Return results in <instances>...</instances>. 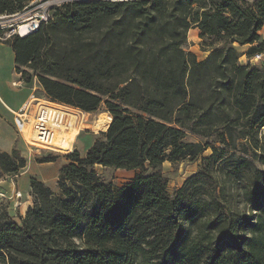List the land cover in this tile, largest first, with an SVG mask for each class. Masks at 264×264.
<instances>
[{
	"label": "trees",
	"instance_id": "trees-1",
	"mask_svg": "<svg viewBox=\"0 0 264 264\" xmlns=\"http://www.w3.org/2000/svg\"><path fill=\"white\" fill-rule=\"evenodd\" d=\"M32 1L0 0V15ZM263 26L264 0H69L4 39L24 82L84 112L105 103L112 121L66 154L58 191L30 179L20 223L0 213V264H264V60L234 46L263 52ZM193 27L203 59L185 47ZM199 158L171 193L163 163ZM26 165L0 151V176ZM98 165L137 173L118 185Z\"/></svg>",
	"mask_w": 264,
	"mask_h": 264
},
{
	"label": "rangeland",
	"instance_id": "rangeland-1",
	"mask_svg": "<svg viewBox=\"0 0 264 264\" xmlns=\"http://www.w3.org/2000/svg\"><path fill=\"white\" fill-rule=\"evenodd\" d=\"M50 5H55L61 2H68L69 0H43ZM12 17H3L0 18V26L4 24H9ZM10 28L0 29V35L3 36V32L9 31ZM1 42H5L4 39L0 38ZM210 38L206 37L205 39L194 37L193 34L188 32V41L186 44V49L193 51L197 54L199 59H203L207 55V50L210 48ZM5 48H0V91L3 93V84L10 87V92L16 90V87L13 86L12 81L16 79L14 66V53L11 50L10 46L6 45ZM234 46L238 48L242 55L239 58V61L242 63H248L247 59V46H244V50H241L242 46L238 43H235ZM209 53V52H208ZM261 61H252L249 62L254 65H261ZM21 75V74H20ZM28 84L35 93L37 99H40L39 102H47L50 100L43 91L36 77ZM37 85V86H36ZM37 105V104H36ZM69 106V105H68ZM37 106H34V109ZM70 111V126L67 130L61 131L63 135L72 137L73 132L78 130L76 137L73 139L72 150L69 152L78 149L81 154H85L89 146L97 138H101L102 131L106 129L96 128L97 123L101 120H106L108 115H111L107 110L105 103H102L101 106L93 112H84L78 108L70 106L68 109ZM106 117V118H105ZM98 121V122H97ZM112 121V120H111ZM111 123V122H110ZM110 125V124H109ZM31 127V126H30ZM16 129L17 127L14 126ZM64 132V133H63ZM16 139L13 143V148L17 149L19 154L26 158L27 165L21 170L19 174L8 175L2 174L0 176V187L3 191L7 192L8 198L0 197V213L7 212L11 216L10 218L17 223L21 222V218L26 215L27 209L33 204L34 196L30 189V179L35 177L42 180L45 184L50 186L53 190L58 191V175L61 167L68 162L66 154L68 151H64L60 146L59 149H48L40 147L35 143L28 142L25 133H21L18 129L16 130ZM188 141H199L205 139L190 134L186 138ZM239 148L237 150L238 154H244ZM212 150L209 148L205 151L204 155L209 156ZM57 155L58 159L55 161L41 162L46 158ZM202 159L199 158L195 161L192 160H179L176 162H171L166 160L162 166V172L168 180V188L171 193L178 188H180L185 180L192 174L196 173L201 167ZM96 170L101 178L105 181H112L115 184L122 185L130 181L135 174L136 170H127V169H116L113 167H104L96 166ZM22 191L23 196L19 199L12 197L15 191ZM243 206V205H242ZM241 206V207H242ZM247 210L248 208H243Z\"/></svg>",
	"mask_w": 264,
	"mask_h": 264
},
{
	"label": "built area",
	"instance_id": "built-area-1",
	"mask_svg": "<svg viewBox=\"0 0 264 264\" xmlns=\"http://www.w3.org/2000/svg\"><path fill=\"white\" fill-rule=\"evenodd\" d=\"M55 5H50L43 0H33L23 11L11 16L0 15V18L12 17L9 24L0 26V29L3 30L10 28L9 31L3 32V36L0 35V38L6 39L13 35L24 37L36 31L43 22L49 20L52 15V8ZM247 59L249 62L264 60V51L257 53L253 57H247ZM37 98L33 92L26 104L19 111H14L15 125L21 133H25V130L31 126L36 137V145L51 150L59 149L55 139L58 132L67 130L70 126L69 118L71 113L68 110L70 106L49 100L47 102H39L40 99ZM34 106L37 107L34 109ZM22 196V191L18 190L15 191L12 197L20 200ZM0 197L8 198L7 192L3 191L1 187Z\"/></svg>",
	"mask_w": 264,
	"mask_h": 264
},
{
	"label": "crops",
	"instance_id": "crops-1",
	"mask_svg": "<svg viewBox=\"0 0 264 264\" xmlns=\"http://www.w3.org/2000/svg\"><path fill=\"white\" fill-rule=\"evenodd\" d=\"M189 34H193V36L198 37V39L201 38L200 29L198 27L191 28ZM260 34L264 38V26L260 30ZM6 45L10 46L8 43L0 41L1 49L7 47ZM241 46V50H244V46H247V48H249V44ZM10 48L13 51L11 46ZM14 66H16L15 54ZM14 73L16 79L12 81V84L14 87H16V90L10 92V87L3 84V93H1L0 91V151L11 152L13 149H15L13 148V143L17 137V128H14V126L16 127L14 121V111H19L24 106V104H26V102L30 99L31 94L33 93V89L28 84H25V82L21 79L20 73H18L16 70ZM38 87L41 88V86L39 85Z\"/></svg>",
	"mask_w": 264,
	"mask_h": 264
},
{
	"label": "bare ground",
	"instance_id": "bare-ground-1",
	"mask_svg": "<svg viewBox=\"0 0 264 264\" xmlns=\"http://www.w3.org/2000/svg\"><path fill=\"white\" fill-rule=\"evenodd\" d=\"M106 118V117H105ZM112 120V116L108 115L106 120H101V121H97V127L96 128H102V129H106L109 127V124ZM64 133V132H63ZM78 133V130H75L73 132V136H67V135H63L61 132H58L57 138L55 139V142L64 150V151H70L72 150V144L71 142H73V139L76 137ZM25 137H27L28 142H32L36 143V137L34 134L33 129H31V127L29 126L26 130H25Z\"/></svg>",
	"mask_w": 264,
	"mask_h": 264
}]
</instances>
